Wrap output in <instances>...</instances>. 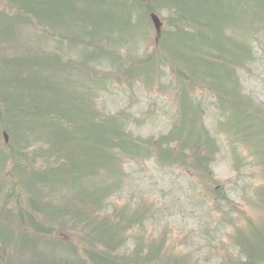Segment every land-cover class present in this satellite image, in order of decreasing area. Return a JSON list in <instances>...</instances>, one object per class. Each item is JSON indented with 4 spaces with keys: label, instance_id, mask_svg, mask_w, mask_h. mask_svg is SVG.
Returning a JSON list of instances; mask_svg holds the SVG:
<instances>
[{
    "label": "rangeland",
    "instance_id": "rangeland-1",
    "mask_svg": "<svg viewBox=\"0 0 264 264\" xmlns=\"http://www.w3.org/2000/svg\"><path fill=\"white\" fill-rule=\"evenodd\" d=\"M67 45L81 64L61 77ZM0 111V145L45 173L19 193L55 214L25 263L76 264L73 246L86 264H264V0H0Z\"/></svg>",
    "mask_w": 264,
    "mask_h": 264
},
{
    "label": "flooded vegetation",
    "instance_id": "flooded-vegetation-1",
    "mask_svg": "<svg viewBox=\"0 0 264 264\" xmlns=\"http://www.w3.org/2000/svg\"><path fill=\"white\" fill-rule=\"evenodd\" d=\"M7 151H9V148H6ZM18 167V165H17ZM15 173L16 170H14ZM19 204H10V207H5L3 206L6 212L0 211V217H3L4 215H8L10 217H13L11 219L12 222L17 223V225L24 224L28 221L26 218V214H28L29 208L27 206L21 205L18 206ZM23 245L21 243H17L14 247V250H12L10 253L6 251H0V263L3 259L10 258V263L9 264H24V253L21 250Z\"/></svg>",
    "mask_w": 264,
    "mask_h": 264
},
{
    "label": "water",
    "instance_id": "water-1",
    "mask_svg": "<svg viewBox=\"0 0 264 264\" xmlns=\"http://www.w3.org/2000/svg\"><path fill=\"white\" fill-rule=\"evenodd\" d=\"M154 18V17H153ZM154 20H156L155 18H154ZM157 26V29H159V26L158 25H156Z\"/></svg>",
    "mask_w": 264,
    "mask_h": 264
},
{
    "label": "trees",
    "instance_id": "trees-1",
    "mask_svg": "<svg viewBox=\"0 0 264 264\" xmlns=\"http://www.w3.org/2000/svg\"><path fill=\"white\" fill-rule=\"evenodd\" d=\"M14 100H16L15 98H13Z\"/></svg>",
    "mask_w": 264,
    "mask_h": 264
}]
</instances>
